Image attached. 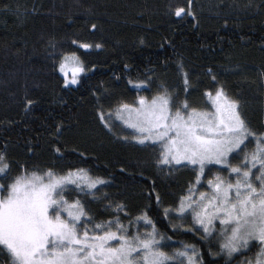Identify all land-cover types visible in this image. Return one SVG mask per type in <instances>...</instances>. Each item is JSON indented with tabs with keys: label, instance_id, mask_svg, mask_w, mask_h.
<instances>
[{
	"label": "trees",
	"instance_id": "1",
	"mask_svg": "<svg viewBox=\"0 0 264 264\" xmlns=\"http://www.w3.org/2000/svg\"><path fill=\"white\" fill-rule=\"evenodd\" d=\"M177 6L186 7L187 0H0V151L13 162L11 175L18 174L19 165L29 172L89 170L93 178L107 181L98 195L126 202L133 217L149 203L147 193L155 184L163 203L158 208L153 193L149 214L171 237L166 251L194 244L207 264H238L241 256L255 254L254 247L234 258L209 255L202 232L191 230L190 214L183 221L176 213L163 215L164 207H175L187 194L195 176L191 167L161 171L156 150L124 140L131 134L114 119L109 131L98 115L101 106L114 116L122 102L151 99L162 82L182 87L177 71L182 61L191 76L194 105L203 108L204 90L223 85L250 125L264 131V0H193V15L179 18ZM80 43L92 47L86 50ZM73 52L88 71L77 85L65 86L58 65L63 54ZM144 78L152 79L150 90L137 91L128 83ZM219 167H211L199 190ZM82 199L96 222L110 218L106 201ZM220 242L216 235L212 251H219ZM0 264H9L6 252H0Z\"/></svg>",
	"mask_w": 264,
	"mask_h": 264
},
{
	"label": "snow or ice",
	"instance_id": "2",
	"mask_svg": "<svg viewBox=\"0 0 264 264\" xmlns=\"http://www.w3.org/2000/svg\"><path fill=\"white\" fill-rule=\"evenodd\" d=\"M192 2L187 0L186 7H175V16L193 15ZM79 46L86 50L92 47L89 43ZM58 67L65 86L77 85L81 74L88 71L75 52L63 54ZM177 71L182 87L162 82L151 99L139 96L132 103L116 106V119L131 130V136L123 139L156 150L155 164L161 171L180 166L191 167L194 172V182L189 183L178 205L163 208L165 218L176 213V218L183 221L190 213L191 230L202 232L209 255L224 253L234 258V254L255 247L254 256L244 264H264V131L250 125L239 101L230 98L223 85L214 91L204 90L203 108L194 105L189 99L193 91L191 76L182 61L177 63ZM261 75L264 78V73ZM216 79L212 75V81ZM152 82L151 78L128 81L137 91L150 90ZM98 115L112 131V111L105 115L101 106ZM12 163L7 152L0 151V252L7 253L9 264H207L194 244L171 253L165 250L171 237L159 231L157 221L149 214L153 193L156 206L163 203L155 184L147 193L149 203L133 217L126 202L111 199L107 193L98 195L107 181L93 178L89 170L69 168L57 173L49 168L46 172H29L26 165H19L18 174L11 175ZM212 166L220 167L207 181L210 191H199L197 185ZM223 171L227 177L221 175ZM69 192H75L76 197L70 200ZM82 197L106 201L104 208L110 218L96 222ZM217 221L221 242L219 251L214 252L211 242L217 235Z\"/></svg>",
	"mask_w": 264,
	"mask_h": 264
},
{
	"label": "rangeland",
	"instance_id": "3",
	"mask_svg": "<svg viewBox=\"0 0 264 264\" xmlns=\"http://www.w3.org/2000/svg\"><path fill=\"white\" fill-rule=\"evenodd\" d=\"M59 73L63 76V78H64V75H63V73H61L60 71H59ZM71 73H70V69H69V75H70ZM71 86H74V85H71ZM114 113H115V111H114ZM113 119H114V121H115V123H117V124H119L122 128H124V126L121 124V122L119 121V120H117L116 119V117H115V114H114V116H113ZM125 129V128H124ZM125 130H127V131H129L130 132V134H131V130L130 129H125ZM228 176V175H227ZM226 176V177H227ZM233 179H235L234 177H233ZM74 187V186H73ZM199 191H205V192H208V191H210V189L208 188V184H206V187H205V189L204 190H199ZM196 195L198 196L199 195V192H197L196 193ZM190 214V213H189ZM190 216H191V214H190ZM216 224H217V235L218 236H220V232H219V222L217 221L216 222ZM148 230H150V229H148ZM142 232L143 231H145V229L142 227V230H141ZM254 250H255V252L257 251V249L254 247ZM245 250H242V252H244ZM254 252V253H255ZM234 255H236V254H234ZM254 256V255H253ZM253 256H251V257H253ZM247 258H249V257H247ZM246 258V255H243V256H241L240 257V259H239V263L238 264H244V261L247 259ZM177 262H179V261H177Z\"/></svg>",
	"mask_w": 264,
	"mask_h": 264
},
{
	"label": "bare ground",
	"instance_id": "4",
	"mask_svg": "<svg viewBox=\"0 0 264 264\" xmlns=\"http://www.w3.org/2000/svg\"><path fill=\"white\" fill-rule=\"evenodd\" d=\"M64 84V83H63Z\"/></svg>",
	"mask_w": 264,
	"mask_h": 264
}]
</instances>
